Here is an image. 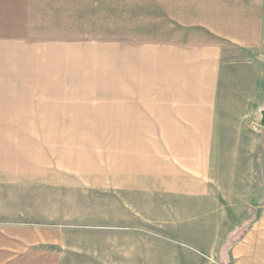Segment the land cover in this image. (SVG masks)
Segmentation results:
<instances>
[{
    "label": "crops",
    "instance_id": "1",
    "mask_svg": "<svg viewBox=\"0 0 264 264\" xmlns=\"http://www.w3.org/2000/svg\"><path fill=\"white\" fill-rule=\"evenodd\" d=\"M263 111L264 0H0V187L196 210L152 257L264 264ZM75 232L0 223V264H62Z\"/></svg>",
    "mask_w": 264,
    "mask_h": 264
},
{
    "label": "rangeland",
    "instance_id": "2",
    "mask_svg": "<svg viewBox=\"0 0 264 264\" xmlns=\"http://www.w3.org/2000/svg\"><path fill=\"white\" fill-rule=\"evenodd\" d=\"M169 205L166 211L149 195L138 192L83 187H0V223L41 222L75 227L81 250H68L62 264H184L182 248L173 240H178L177 235L173 239L169 236L170 244L160 240L155 256H150L151 237H156L153 234L159 228L158 219L168 216L181 229L184 215L193 218L197 213L185 210L187 204L182 201ZM191 262L200 264L192 255Z\"/></svg>",
    "mask_w": 264,
    "mask_h": 264
},
{
    "label": "water",
    "instance_id": "3",
    "mask_svg": "<svg viewBox=\"0 0 264 264\" xmlns=\"http://www.w3.org/2000/svg\"><path fill=\"white\" fill-rule=\"evenodd\" d=\"M261 123L264 125V111L262 112V119H261Z\"/></svg>",
    "mask_w": 264,
    "mask_h": 264
}]
</instances>
